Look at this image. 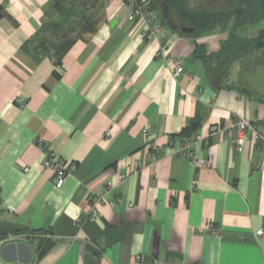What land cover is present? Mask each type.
Returning <instances> with one entry per match:
<instances>
[{"label": "crops", "instance_id": "0c3cea01", "mask_svg": "<svg viewBox=\"0 0 264 264\" xmlns=\"http://www.w3.org/2000/svg\"><path fill=\"white\" fill-rule=\"evenodd\" d=\"M51 1L0 0V235L43 230L54 242L39 257L36 240L0 239V264H20L2 258L5 240L28 243L29 264H264V237L256 236L264 141L251 133L239 153L222 132L210 135L243 117L264 137V96L247 82L264 66V46L212 72L207 63L234 37L254 48L264 18L199 36L169 26L164 52L184 58L175 76L143 23L128 19L127 0H76L77 21L95 31L81 33L60 65L52 55L36 62L23 47L40 34ZM228 1L188 3L207 10ZM170 22L181 24L175 13ZM196 119L201 168L180 152ZM39 139L74 166L61 189L43 167ZM153 145L162 150L151 162ZM93 197L113 202L96 204V220Z\"/></svg>", "mask_w": 264, "mask_h": 264}, {"label": "trees", "instance_id": "16d2710c", "mask_svg": "<svg viewBox=\"0 0 264 264\" xmlns=\"http://www.w3.org/2000/svg\"><path fill=\"white\" fill-rule=\"evenodd\" d=\"M153 7L156 9L160 8L162 13L161 18L166 25L170 26L168 21L171 14L175 13L181 20L180 25L176 24L178 26L177 31L181 28H188L193 30V33L197 36L213 31L218 26L225 25L231 20L235 21V29H241L264 18V0H229L227 5L210 11L192 9L189 6L188 0H155ZM165 7L168 8L167 11L164 10ZM76 8V0H52L49 4L47 20L40 34L34 40L24 45L23 52L32 56L36 62L46 55H52L55 58L56 64L60 65L62 58L81 33L95 31V27L89 24L86 28H82L76 19ZM51 10L58 18L57 22L48 21ZM76 22L78 23L76 24V28L79 31L76 36L72 37L69 35V30H66V27L68 23ZM67 29L69 28L67 27ZM255 44L254 48L248 49L247 43L239 41L234 37L231 47L228 49L229 51L227 50L228 52L221 51L209 58L207 61L209 70L211 72L215 71L211 67L212 64L219 63L221 68L227 62L230 63L239 59L241 54L242 56L243 54L247 55L250 50L259 49L261 46H264V30L261 31ZM200 127L201 123L198 119L190 121L185 127L183 136L192 138L194 134L198 133ZM46 235V231L43 230L24 229L15 231L13 234H2L0 235V239L4 240L9 236H19L29 243H34V240H36L35 249L40 257L45 255L54 245L53 241L47 237H43Z\"/></svg>", "mask_w": 264, "mask_h": 264}, {"label": "built area", "instance_id": "2783aa9c", "mask_svg": "<svg viewBox=\"0 0 264 264\" xmlns=\"http://www.w3.org/2000/svg\"><path fill=\"white\" fill-rule=\"evenodd\" d=\"M155 0H127L128 6L130 8V13L128 19L131 21L139 20L143 23L146 34L157 41L158 49L156 52V57L163 60L165 64L171 67L174 70L175 76H178L185 72L183 64L184 58L181 56H172L167 55L164 52L165 47L168 45V36L170 28L166 25L158 10L153 7ZM215 132H222L226 138H230L235 146V150L237 152H242L243 147L247 140L250 138V134L254 135V138L258 141L263 140L264 137L259 134L256 130V127L247 119L243 117H237L230 124L224 127H212L210 129V135ZM144 136L150 141V134L148 130H144ZM106 137H111V133L107 132ZM201 136H196L195 138H186L182 145L180 152L186 158H189L194 161L195 166L197 168L205 167L207 162L204 160H199L195 156V152L193 151V146L197 143V141H201ZM38 145L43 151L44 160L43 167L46 169H51L54 172V185L57 189H61L69 176L70 170L74 168V166H69L68 163L51 152L49 143L44 139H39ZM162 148L157 145H153V155L151 156V162L157 160V158L161 155ZM136 169H140L142 167V162H136ZM126 178L125 175H122V179ZM111 190V185L109 184L107 187V194H109ZM93 201L91 205L92 214L91 217L93 220H96L98 216V210L96 208V204L101 202H107L111 206L113 205L112 201H108L105 197H93L91 199ZM212 228V227H211ZM214 235H218L217 230L212 229ZM257 237H264V227H261L256 232ZM13 239V238H12ZM9 241V240H8ZM7 240L2 243L8 242ZM152 264H161L160 262H154Z\"/></svg>", "mask_w": 264, "mask_h": 264}, {"label": "water", "instance_id": "95a60500", "mask_svg": "<svg viewBox=\"0 0 264 264\" xmlns=\"http://www.w3.org/2000/svg\"><path fill=\"white\" fill-rule=\"evenodd\" d=\"M189 1L191 2V0ZM164 10L167 11L168 8L165 7ZM170 27L173 30H178L177 25H174L171 22ZM180 30L183 33L193 32V30L188 28H181ZM256 72L257 73L254 76L247 79V82L249 85H251L254 89H256L264 96V66L257 67ZM258 76H263V79L260 80ZM33 254L34 251L32 247L24 241L10 240L4 243L1 247L2 258L7 262H19L20 264H29L33 259Z\"/></svg>", "mask_w": 264, "mask_h": 264}, {"label": "rangeland", "instance_id": "374dc122", "mask_svg": "<svg viewBox=\"0 0 264 264\" xmlns=\"http://www.w3.org/2000/svg\"><path fill=\"white\" fill-rule=\"evenodd\" d=\"M228 4V2L225 4V5H227ZM221 7V6H220ZM220 7H218V8H220ZM223 7V6H222ZM215 9H217V8H215ZM215 9H205L206 11H210V10H215ZM158 12H159V14L160 15H162V13H161V10H160V8L158 9ZM53 11L51 10L50 11V13H49V16H48V21H55V22H57V20H58V18L56 17V15L53 13ZM264 20V19H263ZM76 24H78L77 22L76 23H68L67 24V27L69 28V29H67V27H66V30H69V35L70 36H72V37H74V36H76L77 34H78V29L76 28ZM259 26H261L262 28H264V21H262V22H259V24H258ZM70 27H72V28H70ZM253 30V29H252ZM0 228H1V225H0ZM13 237H19V236H12L11 238H13ZM9 238V237H8ZM8 238H6V239H8ZM19 238H22V237H19ZM18 238V239H19Z\"/></svg>", "mask_w": 264, "mask_h": 264}]
</instances>
